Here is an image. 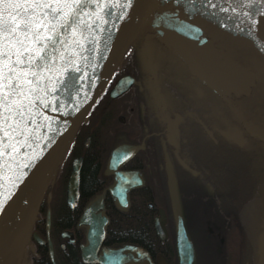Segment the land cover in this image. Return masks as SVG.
<instances>
[{
  "label": "flooded vegetation",
  "instance_id": "flooded-vegetation-1",
  "mask_svg": "<svg viewBox=\"0 0 264 264\" xmlns=\"http://www.w3.org/2000/svg\"><path fill=\"white\" fill-rule=\"evenodd\" d=\"M193 1L167 4L151 29L145 33L143 29L136 38L145 20L141 24L132 42V46L143 42L138 63L122 57L97 92L36 209L2 247L0 264H120L117 251L126 247L140 249L148 264H178L170 228L173 224L174 232L178 206L188 221L182 198L189 201L191 215L200 209L205 221L212 212L221 215L217 195H206L205 183L213 184L221 170L228 178L238 157L250 167L244 177L251 185L256 179L251 168L256 160L261 162L257 181L264 185V126L253 112L256 84L223 87L207 80L161 33L163 21L182 23L188 30L198 27L213 50L238 70L225 49L203 30L197 6L189 7ZM204 2L214 14H221V4L212 8ZM126 75L134 78L132 85L112 97V88ZM255 145L261 159L253 158ZM132 147L139 149L131 156L121 153L111 162L115 150ZM73 162L78 178L68 193ZM160 210L163 240L155 230ZM219 217L212 222L214 228ZM145 221L152 224L151 239L143 233ZM169 237L173 242L159 244ZM194 249L196 253L195 245Z\"/></svg>",
  "mask_w": 264,
  "mask_h": 264
},
{
  "label": "water",
  "instance_id": "water-1",
  "mask_svg": "<svg viewBox=\"0 0 264 264\" xmlns=\"http://www.w3.org/2000/svg\"><path fill=\"white\" fill-rule=\"evenodd\" d=\"M158 1L132 0V4L128 6L127 0H81V7L75 10L80 13L79 18L76 19L74 12L68 20L71 23L73 19H76V23L68 27L62 21H59L60 12L55 13L54 18L49 9H28L25 13V9L17 8L15 5L32 3L75 4L76 0H0V23L10 19L11 16H16L17 22H20L22 18L30 17L33 12L43 17L44 12L47 11L49 13V22L47 23V29L41 28V33L44 36L51 37L50 40H43L40 44L30 43L35 37L29 33L28 39H25L22 33V25L21 30H18L15 34H9L7 39L5 34L0 32V135L5 124L4 116L8 115L4 111L3 96L6 91L9 93L11 91L10 88L5 89L3 87L8 82L4 79L6 73L4 62L10 55L9 67L16 68L17 72H20L21 69L29 71V75L26 78L21 76L20 80L12 82L13 86L22 84L28 98L24 100V107L19 110L23 114L19 116L18 130L9 152V160L11 161L18 159L39 128L38 124L39 121L41 122L40 116L43 114L46 99V86L54 73L70 60L76 64L77 72H81L103 39L123 18H126L120 33L110 49L100 60L81 90L71 98L54 133L41 169L22 201L15 208H13L12 202L6 214L0 218V251L10 237L21 229L32 215L48 182L54 178L57 166L70 146L80 122L95 98L96 93H94L93 87L96 78L134 30V36L136 35L146 15ZM205 1L209 5L215 3L214 0ZM226 2L231 8L237 9L235 13L264 44V0H245L243 7L240 6V0H226ZM62 11H68V9H62ZM245 12L249 15H245ZM196 30L197 27H194V31H189L182 23L171 25L163 21L161 25V33L170 41L174 49L186 57L201 74L206 76L207 80L223 87L240 85L242 77L239 70L234 67L235 65L214 51L208 42L206 43L202 40L204 39L203 35L196 32ZM17 38L22 39L28 47L36 49L45 47L43 55L48 59H45L44 63L46 66L43 69L36 67V64L41 63L39 59L31 66L27 63L19 65L15 63L16 49H20V45L16 43ZM53 42L55 43L53 44ZM5 45L10 50L7 55H3L6 51ZM20 51H23V49H20ZM29 55L34 56L35 53H24L21 59L26 61ZM70 57L71 59L68 60ZM30 72H36L37 76H32ZM7 74L9 76L13 75L12 73ZM25 79L31 80L32 83H22ZM133 81L134 78L131 76L121 77L112 88L111 96L114 97L124 92L132 85ZM14 98L9 94V101L14 100ZM138 149L139 147L119 148L112 153L111 162L121 153H127L131 156ZM77 173L78 169L75 166V162H73L68 182V193L71 192L72 187L76 188ZM117 182H120V178L117 179ZM173 217L178 264H196L194 244L188 230L186 217L179 206L174 211ZM163 221L164 213L160 210V218L155 222V230L162 240L166 238ZM117 253L122 261L120 264H148L144 260L145 254L142 253L143 255H141V250L138 248L126 247L121 249L120 252L117 251Z\"/></svg>",
  "mask_w": 264,
  "mask_h": 264
},
{
  "label": "rangeland",
  "instance_id": "rangeland-1",
  "mask_svg": "<svg viewBox=\"0 0 264 264\" xmlns=\"http://www.w3.org/2000/svg\"><path fill=\"white\" fill-rule=\"evenodd\" d=\"M198 2V6L195 2ZM191 3L189 7L196 8L197 6V17L200 19L202 28L206 32V34L212 37L215 42L221 47L233 60L241 63L242 67L246 70L248 68L253 72L256 77V95L254 96L255 102L257 100H261L262 102L259 104H255L254 111L250 109V111L254 112L255 116L259 118V124L264 126V44L260 41V39L256 36V34L251 30L250 27L238 16L236 15H226L223 12L221 14H214L212 10L206 5L204 0H196ZM221 5H229L226 0H214V2ZM181 3H185V0H167L165 6L168 5H180ZM230 6V5H229ZM163 7H157L153 10V12L148 15L144 22V33L151 29L152 23L155 20V17L158 13L162 12ZM143 48V42L137 43L135 46H130L128 50L123 55L124 60H129L131 63H138V53ZM134 50V51H133ZM133 51V52H132ZM132 52V53H131ZM130 56V57H129ZM71 59L68 58V60ZM239 59V60H236ZM122 60V59H121ZM120 60V61H121ZM71 61V60H70ZM119 61V63H120ZM118 63V64H119ZM237 65V64H236ZM238 66V65H237ZM249 70V71H250ZM60 68L54 73L53 78L58 75L60 76ZM52 79V78H51ZM253 108V105H252ZM260 147L255 145V152H253V158L258 157L262 158L260 153ZM241 158H236V166L230 169L229 177L226 178L223 176L224 172L218 173L216 176V180L218 182H225L226 179L237 180L238 176L244 177V173L247 169L250 170L249 165L244 164L240 160ZM261 162L257 160L254 163V174L257 178V173L261 175ZM231 174V175H230ZM234 174V175H233ZM238 175L235 177V175ZM231 176V177H230ZM235 177V178H234ZM225 178V179H224ZM225 181H224V180ZM206 182V181H205ZM212 183V182H210ZM188 183L182 185L187 186ZM256 185H261L259 181ZM162 191V187L159 186V192ZM27 190L24 188L19 191V193L15 196L13 200V208L17 207L25 196ZM205 194L209 196H214L215 204L221 207V215L226 219V241L225 244L219 245L215 244V250L209 249L207 244H205L203 240V227L202 223L205 222L203 219V213L205 212L203 209H200L199 213L196 209H194V213L192 214V210L189 206V201H186L187 204L184 205V210L188 216V227L190 230V235L193 238L194 245L196 250L198 251L197 257L198 264H263L264 263V193H260L259 189L255 190V195L252 200H249L243 208L235 209L231 206L230 211L227 210L228 207L224 204L222 205V201L220 203L219 195L214 193L213 184L208 186V183H205ZM162 194L160 193L159 196ZM163 198V197H162ZM219 198V199H218ZM159 206H163V201L159 199ZM162 204V205H161ZM165 207V206H164ZM229 212V213H228ZM169 211H166L167 217L170 223L172 224V217L169 214ZM169 215V216H168ZM202 215V216H201ZM223 226V225H221ZM236 228V229H235ZM233 229V230H232ZM171 235L173 236V224L170 228ZM203 232V233H202ZM240 232V233H239ZM245 235V236H244ZM221 237V235L219 236ZM241 240V243H240ZM248 242V243H247ZM253 242V243H252ZM247 243L246 247L244 244ZM255 244L257 247L255 249V256L250 257V252H253ZM215 251V252H214ZM248 258V259H246ZM256 259V260H255ZM251 260V261H249ZM246 261V262H245ZM254 261V262H253Z\"/></svg>",
  "mask_w": 264,
  "mask_h": 264
},
{
  "label": "bare ground",
  "instance_id": "bare-ground-1",
  "mask_svg": "<svg viewBox=\"0 0 264 264\" xmlns=\"http://www.w3.org/2000/svg\"><path fill=\"white\" fill-rule=\"evenodd\" d=\"M125 20L126 18H123L113 28V30L103 39V41L98 46L97 50L92 55L90 61L88 62V64L85 66V68L81 72H77L76 64L72 61H69L66 64L62 65V67H60V71H59L61 73L60 76L58 75V77L56 76L54 78L52 77V79L48 82L46 86V96H45L46 99L44 103V110H43L42 116H40L41 122L39 121V124H38L39 128L37 129V132L34 135V138L30 142V144L27 146V148L22 152V154L15 161L9 160V152H10L13 140L16 136L17 130H18L20 115H13L12 113H8V115L11 116V119H9L8 124L12 125L16 129V131H10L9 136L7 137L4 136V131L6 129V125L4 124V127L0 135V207L3 208V211L0 212V218H2L6 214L8 208L12 204L15 196L19 193V191L23 188L25 190H28L30 186L32 185L34 179L39 173L41 166L46 158L48 149L54 137V133L61 122L60 120L63 117L64 111L68 107L71 98L77 95V93L81 90L84 83L89 78V76L92 74V72L95 70L100 60L104 57L106 52L110 49L115 39L117 38L118 34L120 33V30L122 29L125 23ZM191 30L194 31L193 26L191 29H189V31ZM134 33H135V30L125 39V41L122 43V45L120 46V48L118 49L114 57L111 59V61L105 66V68L98 75L95 81V85L93 87L94 93L97 94V92L101 89L102 85L105 83L106 79L109 77V75L112 73L114 68L119 63V61L122 59L125 52L132 45ZM202 40L207 43V41H205L204 39ZM233 61L237 63L239 67L237 69L239 70L240 76L242 77V83L240 85L237 84V86H234V87L249 88V87H252L254 84H256L255 79H254L255 75L252 73V71H249V68L248 70H246L244 67H242L241 63H238L235 60ZM20 86H22V84ZM234 90H237V89H234ZM14 99H19V97H15ZM16 111H17L16 108L13 107V113H15ZM224 171L226 173L227 170H224ZM224 175L225 174H223V176ZM238 175L236 174L235 177ZM240 178L242 179L241 176ZM226 180L229 181V179H226ZM239 182H242V181L240 180ZM223 183L225 185L228 184L226 183V181ZM244 183L246 184V182ZM245 186L246 185H244V188ZM224 187H225L224 188L225 190L227 187L226 186ZM235 187H237V184ZM238 188L239 190H241L239 186ZM227 189H229V187ZM231 190H233V188ZM235 191H237V188ZM230 192L228 194L232 195L233 193L231 192L232 193L231 194ZM233 195L234 196L236 195V197L238 196L237 193ZM220 197L221 196H219V198ZM226 198L227 197L223 199H226ZM227 202L231 203V199ZM203 232H205V230ZM222 232H223V229L221 230V233ZM216 239H218L217 235H216ZM196 253H198V251H196ZM248 258L250 257L248 256ZM197 260H198V257H197Z\"/></svg>",
  "mask_w": 264,
  "mask_h": 264
},
{
  "label": "snow or ice",
  "instance_id": "snow-or-ice-1",
  "mask_svg": "<svg viewBox=\"0 0 264 264\" xmlns=\"http://www.w3.org/2000/svg\"><path fill=\"white\" fill-rule=\"evenodd\" d=\"M245 0H240V6L243 7ZM132 4V0H127V5L130 6ZM212 8H215L216 5L214 3L210 4ZM17 8H23L25 9V13L28 9H36L39 8L41 10L49 9L51 10V13L53 14L55 18V13L60 12L61 15L59 17V21H62L63 24L67 25L68 27H71L72 24L76 23V19L79 18L80 13L76 12L75 10L77 8L81 7V0H76L75 4L72 3H32L27 5H15ZM68 9V11H62V9ZM228 8H221L220 11L227 12ZM233 12H236V8H232ZM75 12L76 19H73L71 23H69L68 18ZM245 15H249L247 12L244 13ZM48 15L49 13L47 11L44 12L43 17H41L38 13L33 12L30 17L22 18L20 22H17L16 16H11L10 19L3 21L0 23V32H3L5 34V38L7 39V36L9 34H15L18 30H21L22 25V33L25 39H28L29 33L32 34V36L35 37L34 40H31L30 43L40 44L43 40H50L51 37L44 36L41 33V28L47 29V23L48 21ZM55 31V29H53ZM16 43L20 45V49H23V51H20V49H16L15 55H16V61L15 63L17 65L27 63L28 65H32L36 62L37 59L41 61V63L36 64V67H39L43 69L46 65L44 63L45 59H48L43 53L45 52V47H41L39 49L28 47L24 44V41L22 39L17 38ZM55 42H53L54 44ZM5 53L3 55H7L10 51L7 48V45H5ZM24 53H35V55H29L27 60L21 59V57L24 55ZM11 60V56L8 55V59L4 62V68L6 69V73L4 76V79L8 81L6 84L3 85L5 89H11L10 93L5 92L3 96V101L5 103V109L4 111L6 113H12L13 115H22L23 113L19 110L24 107V100H26L28 97L24 92V89L20 85L13 86L14 80H20L21 76H24L25 78L29 75V71H25L24 69H21L20 72L16 71V68L9 67L8 61ZM78 71V69H77ZM7 73H12V76H9ZM32 76H37L36 72H30ZM39 78V77H38ZM22 83L31 84V80L25 79ZM66 87V85H65ZM11 94L13 97H19V99H14L12 101L8 100V96ZM13 107L16 108V112L13 113ZM9 119H11V116L5 115L4 116V122L6 125V129L4 131V136H9L10 131H16V129L8 124ZM3 211V208L0 207V212Z\"/></svg>",
  "mask_w": 264,
  "mask_h": 264
},
{
  "label": "trees",
  "instance_id": "trees-1",
  "mask_svg": "<svg viewBox=\"0 0 264 264\" xmlns=\"http://www.w3.org/2000/svg\"><path fill=\"white\" fill-rule=\"evenodd\" d=\"M166 2H167V0H159L158 2H157V4L155 5V7L148 13V15H150L152 12H153V10L154 9H156L157 7H164L165 6V4H166ZM221 4V3H220ZM221 8H228L229 10L227 11V12H223L224 14H226V15H237L235 12H233L232 11V8H231V6H229V5H224L223 6V4H222V6H221ZM147 15V16H148ZM238 16V15H237ZM238 18H239V16H238ZM143 25H144V23H143ZM143 25H142V27L140 28V30L138 31V34H137V37L136 38H139L142 34H143V29H144V27H143ZM262 101L261 100H257L255 103H254V106H255V104H259V103H261ZM222 171V170H221ZM256 177V176H255ZM244 177H242V179H243ZM241 178H239L238 179V181L237 180H230L229 179V181L228 180H226V183H228V184H224L223 182H218V180H216V178L215 179H213V191H214V193H219L218 195L219 196H221V201H222V205L224 204V206L225 205H227L226 207H228L227 208V210L228 211H230V209H231V206L232 207H234L235 209L237 208V209H240L241 210V208H243L244 207V205L249 201V200H252L253 199V197H254V195H255V190L258 188L259 190H260V193H264V185H263V183L261 182V181H259V183L261 184V185H256V182H258L257 181V178L254 180L253 179V183H252V185L250 184V182H249V179H248V177L247 176H245V180H247V181H245L244 179L242 180ZM242 181V182H239V181ZM244 182H248L249 184L247 185V184H245ZM220 183V184H219ZM230 183V184H229ZM236 184H237V187H235L236 186ZM239 184V185H238ZM195 185V184H194ZM217 185H218V187H217ZM220 185H222V186H220ZM229 185V186H228ZM231 185V186H230ZM244 185H246L245 186V188H244ZM224 186H226L227 188L229 187V189H225L224 190ZM235 188H234V187ZM238 186L240 187V189L241 190H239V188H238ZM241 186H242V188H241ZM233 188V190H231V189ZM236 188H237V191H235L236 190ZM221 190V191H219V190ZM245 189V190H244ZM228 190H229V192L231 191L233 194H235V193H237V197H236V195L234 196L231 192V194L232 195H229L228 193ZM239 191V192H238ZM241 191H242V193H241ZM222 192H223V194H222ZM253 195H252V194ZM229 196H228V195ZM240 194V195H239ZM223 196H225V197H227L228 199L230 198L231 199V203H228L227 201H229L227 198L226 199H223V198H225V197H223ZM231 196V197H230ZM234 196V197H233ZM249 197V198H248ZM245 200V201H244ZM186 201H187V199L186 198H182V204H187L186 203ZM226 201V202H225ZM225 202V203H224ZM160 203V202H159ZM228 203V204H227ZM241 204V205H240ZM160 205V204H159ZM162 205V204H161ZM184 206V205H183ZM241 207V208H240ZM229 213V212H228ZM210 215V214H209ZM220 216V217H219ZM216 217H219L220 218V224L216 227V228H214V226L212 225V222H214V220H216L217 218ZM221 225H223V226H221ZM202 229H203V231L205 230V232L203 233V235H202V237H203V240H204V242H205V244H207V247L211 250V249H213V250H215V248H216V246H215V244H219V245H223V244H225L224 242L226 241V235H225V233H226V230H224V229H226L225 227H226V219L224 218V217H222V215H218V212L217 211H215V212H212V215L210 216V217H208V220H206L205 222H203L202 223ZM223 229V232L221 233V230ZM142 230H143V233L144 234H147L148 233V238L149 239H151V238H153V236H154V234H153V229H152V224H150V223H148V222H142ZM240 233V232H239ZM207 234V235H206ZM206 235V236H205ZM214 235V236H213ZM216 235L218 236V239H216ZM221 235V237H223L222 238V241H220V238H219V236ZM245 236V235H244ZM217 240V241H216ZM170 241H172L173 242V237L172 238H168L166 241H164V242H161V241H159V244L160 245H168L169 243H170ZM223 243V244H222ZM240 243H241V240H240ZM248 243V242H247ZM247 243H245L244 244V247H246V245H247ZM253 243V242H252ZM256 247H257V244H255V248H254V244H253V248H254V250H253V252H250V253H252V254H250V258L251 257H253V256H255V249H256ZM215 252V251H214ZM253 255V256H252ZM199 259V258H198ZM198 264V263H197Z\"/></svg>",
  "mask_w": 264,
  "mask_h": 264
}]
</instances>
